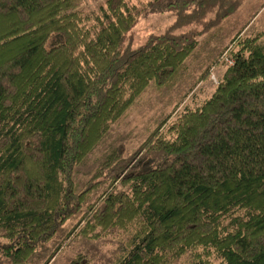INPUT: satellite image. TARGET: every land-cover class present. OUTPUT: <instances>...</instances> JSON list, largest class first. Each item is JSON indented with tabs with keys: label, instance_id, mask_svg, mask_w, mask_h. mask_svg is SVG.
Instances as JSON below:
<instances>
[{
	"label": "trees",
	"instance_id": "trees-1",
	"mask_svg": "<svg viewBox=\"0 0 264 264\" xmlns=\"http://www.w3.org/2000/svg\"><path fill=\"white\" fill-rule=\"evenodd\" d=\"M80 1L0 0V254L21 264L73 218L85 235L81 206L101 184L109 191L94 224L130 232L128 252L112 264H167L187 252L188 264H264L258 33L229 39L231 63L197 105H174L131 150L108 151L82 184L73 172L145 85L167 84L196 38L242 0H153L150 11L169 22L135 46L121 45L137 14L125 0L86 14Z\"/></svg>",
	"mask_w": 264,
	"mask_h": 264
},
{
	"label": "rangeland",
	"instance_id": "rangeland-1",
	"mask_svg": "<svg viewBox=\"0 0 264 264\" xmlns=\"http://www.w3.org/2000/svg\"><path fill=\"white\" fill-rule=\"evenodd\" d=\"M103 1L81 0L78 10L82 14L95 11ZM125 1L137 14L134 23L123 34L121 45H138L148 33L160 31L169 22L167 13L150 11L148 3L153 0ZM238 31L245 36L258 33L257 41L264 44V0H242L233 13L196 38L192 51L183 58L167 84L154 86L151 81L148 82L129 106L108 123L101 138L74 165V177L78 184L93 174L105 160L108 151L113 150L116 156L131 150L159 120L172 111L174 105L178 104V108L194 107L207 96L223 63L230 59L227 51L229 39ZM107 191L108 187L99 184L86 193L81 212L85 213L84 218L90 226L85 235L75 233L83 219L72 229L76 218L67 220L49 240L37 244L21 264H42L53 252L46 264H70L77 255L81 256L76 264H112L124 256L129 250L130 232L115 226L102 228L94 224L91 216L92 209ZM195 251L199 252L200 248ZM188 262L187 252L170 259L167 264ZM0 264L13 263L0 254ZM208 264H219V260L211 257Z\"/></svg>",
	"mask_w": 264,
	"mask_h": 264
},
{
	"label": "built area",
	"instance_id": "built-area-1",
	"mask_svg": "<svg viewBox=\"0 0 264 264\" xmlns=\"http://www.w3.org/2000/svg\"><path fill=\"white\" fill-rule=\"evenodd\" d=\"M226 63H231V59H229L228 61H226Z\"/></svg>",
	"mask_w": 264,
	"mask_h": 264
}]
</instances>
